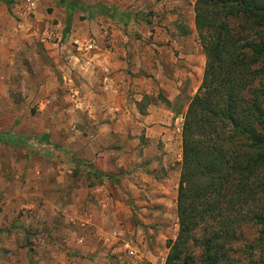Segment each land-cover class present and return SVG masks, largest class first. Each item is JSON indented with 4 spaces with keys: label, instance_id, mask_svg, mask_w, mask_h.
I'll list each match as a JSON object with an SVG mask.
<instances>
[{
    "label": "rangeland",
    "instance_id": "1",
    "mask_svg": "<svg viewBox=\"0 0 264 264\" xmlns=\"http://www.w3.org/2000/svg\"><path fill=\"white\" fill-rule=\"evenodd\" d=\"M76 1L92 8L106 4L117 9L110 10L113 17H109L77 8L65 33L66 10L55 0H0V135L16 138L0 141V264H83L88 254L81 243L62 235V227H78L79 219L66 221L65 215L51 212L60 200L59 177L76 189L109 178L116 182L115 193L119 189L126 193L120 201L131 214L125 213L122 222L127 221L131 238L115 244L119 257L117 251L102 247L111 264H163L167 240L178 229L182 115L200 84L205 62L193 22L195 0ZM108 17L116 23L118 33L130 32L133 38L147 32L158 36L156 43L162 47H153L154 54L164 64L159 66L160 76L153 75L148 64L141 65L140 76L152 80V86L146 87L149 93L139 96L136 110L144 113L147 108L162 107L164 117L153 118L146 125L159 124L160 131L151 133L150 128L147 133L146 126L132 125L137 119L130 123L118 117L110 120L111 129L102 130L100 122L93 123L78 105L75 86L69 80L75 77L62 68L67 50L74 45L70 34L84 32L94 38L97 25H104ZM183 48L182 54L191 49L192 66L186 64V54L180 55ZM130 68L127 64L126 70L133 72ZM172 91L169 100L166 97ZM42 134L48 140L41 139ZM92 140L106 141V147L96 149ZM95 162L105 171H97ZM69 197L65 200L71 207ZM82 198L94 203L83 191ZM241 229L228 252L240 264H255L256 251L249 244L258 227L246 224ZM129 247L135 255L128 254ZM194 252L198 255L200 248L195 247Z\"/></svg>",
    "mask_w": 264,
    "mask_h": 264
},
{
    "label": "trees",
    "instance_id": "2",
    "mask_svg": "<svg viewBox=\"0 0 264 264\" xmlns=\"http://www.w3.org/2000/svg\"><path fill=\"white\" fill-rule=\"evenodd\" d=\"M55 2L67 12L65 32L77 8L109 17L117 9ZM193 11L205 62L182 115L178 229L163 264H240L228 251L246 224L258 227L249 246L264 264V0H195Z\"/></svg>",
    "mask_w": 264,
    "mask_h": 264
},
{
    "label": "crops",
    "instance_id": "3",
    "mask_svg": "<svg viewBox=\"0 0 264 264\" xmlns=\"http://www.w3.org/2000/svg\"><path fill=\"white\" fill-rule=\"evenodd\" d=\"M72 19H75L74 14H72ZM115 25L113 19L105 18L104 25H97L98 30L92 34L94 38H90L91 34L89 33L78 34L73 31L70 36L73 38L74 45L71 44V48L67 50L68 54L64 56L66 60L62 62V68L67 69L75 77L72 78L71 76L69 80L75 86L74 92L77 94L76 99L79 100L78 105L84 107L83 111L89 115V119L94 120L93 123L100 122V129H111L109 122L114 117H118L119 120L129 119L130 123L133 119H137L132 125L136 128L141 126L143 129L153 118L164 117V111L159 106L147 108L144 113L136 110V103L140 101V97L149 93V89L146 87L152 86V80L149 81V79L146 80L140 76V67L148 64L152 74L160 76L159 66L161 68L164 61L157 52L154 54L153 47L159 49L162 46L158 47L159 44L156 43L158 36H150V32L145 33L142 37L135 36L133 38L130 32H116L114 30ZM73 26L75 27V24ZM100 27H104V29H100ZM106 27L109 31V34L107 31V36ZM146 38L151 39V41L145 42ZM182 50L184 48L180 50V55L186 54L188 59L186 64L192 66L194 55L191 49L187 48L188 52L184 54L181 53ZM199 58L200 68H202L204 62L202 53H200ZM127 64H130V70L132 69L133 72L126 70ZM175 70L178 71V68L175 67ZM72 79L76 80L73 81ZM175 82L178 83V81ZM173 96L172 91L166 98L171 100ZM131 103L134 108L130 107ZM134 114L137 118L134 117ZM158 126L159 124L152 128L146 126L147 133H149L150 128L151 133L160 131L161 126L159 128ZM124 129L128 128L124 127ZM102 134L99 133L98 135ZM104 142L106 141H94L93 147L95 148L96 145V149L100 150L106 147L107 142L103 145ZM99 157L100 154L96 159H100ZM101 166L100 163L95 162L97 171L104 170ZM59 178L61 182L57 195L60 200L57 207L56 205L51 207V212L57 215H65L63 219L66 221L75 222V218L79 219V222L75 223V225L78 224L79 228L77 225H71L72 228L62 227V235L66 238L76 239L78 243H81L80 247L85 249V253L88 254L83 264H111V257L107 255L106 249L109 248L113 252L117 251L115 253L119 257V247L116 246L118 241L131 238L129 233L132 232L127 228V221L122 222L125 213L131 214L124 201H120L123 200L126 193L122 189L115 193L113 186L116 182H111L109 178L98 182L95 180V184L85 185L79 189L70 186V181L66 182L61 177ZM82 191L85 195L88 194L89 196L90 194L94 203H86L83 198L81 201ZM68 194L70 195L69 198H72L73 205L71 207L65 200ZM61 198L63 199L62 202ZM56 224L59 225V223ZM127 244H129L128 241L125 245Z\"/></svg>",
    "mask_w": 264,
    "mask_h": 264
},
{
    "label": "built area",
    "instance_id": "4",
    "mask_svg": "<svg viewBox=\"0 0 264 264\" xmlns=\"http://www.w3.org/2000/svg\"><path fill=\"white\" fill-rule=\"evenodd\" d=\"M130 248V247H129ZM128 254L129 255H135L134 249H128Z\"/></svg>",
    "mask_w": 264,
    "mask_h": 264
}]
</instances>
